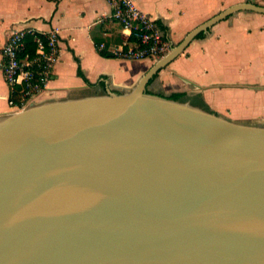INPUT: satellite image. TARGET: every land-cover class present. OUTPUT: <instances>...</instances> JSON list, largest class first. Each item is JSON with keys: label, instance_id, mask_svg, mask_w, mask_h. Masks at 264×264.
Returning <instances> with one entry per match:
<instances>
[{"label": "water", "instance_id": "obj_1", "mask_svg": "<svg viewBox=\"0 0 264 264\" xmlns=\"http://www.w3.org/2000/svg\"><path fill=\"white\" fill-rule=\"evenodd\" d=\"M41 101L0 114V264H264V125L142 85Z\"/></svg>", "mask_w": 264, "mask_h": 264}, {"label": "crops", "instance_id": "obj_2", "mask_svg": "<svg viewBox=\"0 0 264 264\" xmlns=\"http://www.w3.org/2000/svg\"><path fill=\"white\" fill-rule=\"evenodd\" d=\"M135 2L171 43L166 58L191 32L232 7H264V0ZM111 11L107 0H0V114L12 111L1 68V46L15 28L47 31L55 26L61 34L62 53L55 78L41 100L81 97V92L83 96L85 92L99 94L103 82L105 92L116 93L142 85L153 95L172 99L182 95L177 99L236 121L264 125V13L240 10L228 14L199 32L175 58L153 62L105 57L97 50L100 43L112 49L121 42V26L106 17Z\"/></svg>", "mask_w": 264, "mask_h": 264}, {"label": "built area", "instance_id": "obj_3", "mask_svg": "<svg viewBox=\"0 0 264 264\" xmlns=\"http://www.w3.org/2000/svg\"><path fill=\"white\" fill-rule=\"evenodd\" d=\"M112 11L106 16L122 28L121 42L109 49L97 45L99 52L112 57L158 62L172 50L171 43L156 21L142 11L135 0H107ZM61 34L53 26L47 31L15 28L1 46V68L8 86L7 103L12 110H24L49 90L61 58Z\"/></svg>", "mask_w": 264, "mask_h": 264}, {"label": "trees", "instance_id": "obj_4", "mask_svg": "<svg viewBox=\"0 0 264 264\" xmlns=\"http://www.w3.org/2000/svg\"><path fill=\"white\" fill-rule=\"evenodd\" d=\"M200 35H202V34H200ZM199 35V36H200ZM101 54L103 55V56H105V57H111L110 56V54H108V53H106L105 51H102L101 52ZM79 73H81V72H79ZM90 85H92L89 81H87ZM101 86L105 89V83L103 82V83H101ZM182 95H178V94H176V95H173L172 97L174 98V99H177V98H180ZM207 109H208V107H207Z\"/></svg>", "mask_w": 264, "mask_h": 264}, {"label": "rangeland", "instance_id": "obj_5", "mask_svg": "<svg viewBox=\"0 0 264 264\" xmlns=\"http://www.w3.org/2000/svg\"><path fill=\"white\" fill-rule=\"evenodd\" d=\"M101 91H102V93H99V94L106 93L104 88H102ZM83 93H84V92H81L80 95H79V94H78V95H79V96H81V95L83 96ZM85 95H88V94H86V92H85L84 96H85ZM90 95H91V94H90ZM92 95H95V94H92ZM75 97H78V96H77V95H76V96H73V98H75ZM42 101H45V100H42ZM42 101H41V102H42Z\"/></svg>", "mask_w": 264, "mask_h": 264}, {"label": "bare ground", "instance_id": "obj_6", "mask_svg": "<svg viewBox=\"0 0 264 264\" xmlns=\"http://www.w3.org/2000/svg\"><path fill=\"white\" fill-rule=\"evenodd\" d=\"M12 110V109H11ZM20 112H22V110H12V111H10V113H20Z\"/></svg>", "mask_w": 264, "mask_h": 264}]
</instances>
